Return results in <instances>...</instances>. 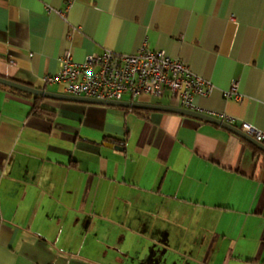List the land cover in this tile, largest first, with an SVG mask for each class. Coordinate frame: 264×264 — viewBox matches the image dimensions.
Masks as SVG:
<instances>
[{
	"label": "crops",
	"instance_id": "obj_1",
	"mask_svg": "<svg viewBox=\"0 0 264 264\" xmlns=\"http://www.w3.org/2000/svg\"><path fill=\"white\" fill-rule=\"evenodd\" d=\"M144 41L212 85L194 106L264 132V0H0V76L55 94L42 78L64 53L131 54ZM232 82L238 98L224 96ZM10 88L0 84V264H264L256 146L163 110L44 97L53 114L40 116Z\"/></svg>",
	"mask_w": 264,
	"mask_h": 264
},
{
	"label": "built area",
	"instance_id": "obj_2",
	"mask_svg": "<svg viewBox=\"0 0 264 264\" xmlns=\"http://www.w3.org/2000/svg\"><path fill=\"white\" fill-rule=\"evenodd\" d=\"M60 15L63 12L58 11ZM46 84H59L63 93L98 100H122L140 96L175 99L185 109L204 113L193 105L194 96L209 95L212 85L195 74L179 59L171 58L163 50L151 49L147 41L131 54L116 53L104 49L101 53L87 55L75 61L69 53L61 57V67L54 75H45ZM225 97H236V83H231ZM212 116V113H206ZM223 119V118H222ZM223 121L233 125V119ZM240 130L260 143H264V132L247 122H241Z\"/></svg>",
	"mask_w": 264,
	"mask_h": 264
},
{
	"label": "water",
	"instance_id": "obj_3",
	"mask_svg": "<svg viewBox=\"0 0 264 264\" xmlns=\"http://www.w3.org/2000/svg\"><path fill=\"white\" fill-rule=\"evenodd\" d=\"M0 84H3L5 86L32 94L36 96H42L45 98L50 99H60V100H68V101H81V102H87V103H96V104H105V105H115V106H121V107H133V108H142V109H154V110H163V111H170L175 113H180L184 115H189L192 117H196L201 120L209 121L211 123H215L218 125H221L222 127L229 129L230 131H233L235 134L242 137L244 140L248 141L249 143L256 146L260 151L264 152V143H260L253 139L250 135L245 133L244 131L240 130L238 127L231 125L223 120L214 118L210 115H206L205 113H200L194 110H189L181 107H174V106H166V105H158V104H152V103H140L136 101H124V100H98V99H92L87 98L83 96H71L67 94H55L49 91H45L40 88H36L27 84L19 83L11 79L3 78L0 76ZM115 148L120 149L121 147L115 146Z\"/></svg>",
	"mask_w": 264,
	"mask_h": 264
},
{
	"label": "trees",
	"instance_id": "obj_4",
	"mask_svg": "<svg viewBox=\"0 0 264 264\" xmlns=\"http://www.w3.org/2000/svg\"><path fill=\"white\" fill-rule=\"evenodd\" d=\"M10 90L13 91V92L25 95L24 92H22V91H19V90L16 91V90H14L12 88H10ZM44 99L45 98L42 97V96L33 95V103H32V106H31V110H32V112L34 114L40 115V116H43V115L50 116V115L53 114V110L47 108L44 105V103H43Z\"/></svg>",
	"mask_w": 264,
	"mask_h": 264
},
{
	"label": "rangeland",
	"instance_id": "obj_5",
	"mask_svg": "<svg viewBox=\"0 0 264 264\" xmlns=\"http://www.w3.org/2000/svg\"><path fill=\"white\" fill-rule=\"evenodd\" d=\"M125 98H127V95L124 96ZM164 101V100H163Z\"/></svg>",
	"mask_w": 264,
	"mask_h": 264
}]
</instances>
